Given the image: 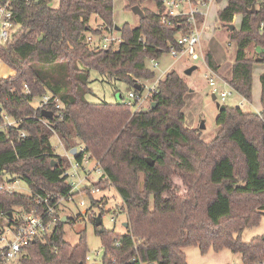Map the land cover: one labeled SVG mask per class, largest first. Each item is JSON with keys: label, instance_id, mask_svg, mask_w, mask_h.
Listing matches in <instances>:
<instances>
[{"label": "trees", "instance_id": "16d2710c", "mask_svg": "<svg viewBox=\"0 0 264 264\" xmlns=\"http://www.w3.org/2000/svg\"><path fill=\"white\" fill-rule=\"evenodd\" d=\"M53 1L19 4L14 19L22 29L10 44L0 47V60L13 71L0 78V113L20 122L1 133L0 170L20 178L32 191V195L0 192V216L10 219L9 225L14 224L16 209L42 211L36 195L70 191L71 186L62 176L69 161L57 154L52 141L57 135L69 152L85 147L74 108L87 118L92 107L88 100L92 93L91 71H97L104 81L123 82L134 90L138 80L156 77L149 60H159L170 44L177 43L178 36L192 30L186 19L181 20L183 26L162 25L164 5L162 0H154L157 12L144 11L139 25L126 23L121 27L123 42L117 50H99L87 38L117 27L113 20L114 2L60 0L59 7L53 8ZM125 1L126 9L132 10L150 0ZM227 2L228 6L218 13L221 26L242 16L240 29L231 31L229 36L237 47L229 85L244 100L252 102L254 69L262 66V110L248 113L240 107L220 105L216 119L219 131L206 142L200 129L187 125L184 111L190 87L176 71L159 83L158 93L152 97L155 107L151 104L146 111L134 112L127 122L120 116V107L118 118L127 123L126 128H133L130 138L138 143L140 151L145 145L134 126L143 134L146 126L157 143L155 150L163 162L153 158L152 168L163 166L168 170L160 198L165 204L174 202V209L163 210L167 215L173 213V223L155 222L150 195L153 188H142L144 173L140 169H112L108 180L100 177L93 187L118 194L122 201L119 211L126 217L121 224L125 233L95 225L97 215L103 218L105 210L94 209L102 201L106 204L108 195L100 199L91 196V208L86 212L104 245L101 264H188L186 248L192 245L203 254L229 250L241 255L244 264H264V236L243 240L244 232L259 226L264 218V0ZM95 17L99 19L98 27L91 24ZM251 47L254 55L249 51ZM204 60L210 70L218 72L219 65L211 52L206 53ZM45 94L58 98L63 105L59 114L52 111L53 119L44 118L42 111L32 105ZM136 105L134 102L133 107ZM22 132L26 133L25 138L20 137ZM86 150L91 154L88 147ZM114 153L111 148L103 159L100 157L101 163ZM81 157L76 154L77 159ZM65 223L60 218L58 228L46 243L37 241L24 248L17 264H88L86 232H81L73 246L65 240ZM2 230L0 226V233ZM118 242L121 246H116ZM0 264L5 263L0 259Z\"/></svg>", "mask_w": 264, "mask_h": 264}, {"label": "rangeland", "instance_id": "374dc122", "mask_svg": "<svg viewBox=\"0 0 264 264\" xmlns=\"http://www.w3.org/2000/svg\"><path fill=\"white\" fill-rule=\"evenodd\" d=\"M112 1L114 2L113 20L117 26L122 27L126 23L132 26L139 25V15L135 14L132 10L126 9L125 0ZM223 1L224 0L214 2L207 19L199 22V28L203 31L200 46L197 51L199 59H176L169 53H165L158 60L159 68L155 70L156 77L154 78L159 79L163 75L167 76V73L173 71L178 72L183 78H185L190 87V92L186 96L187 105L184 111L187 117V125L194 129H200L202 131V138L206 142L213 140L219 131V128L216 125V119L219 114L217 104H224L230 107H240L244 112L248 113H256L260 104V97L258 95L254 96L252 102L246 101L231 86L221 84L220 79L216 77H214V88L217 90V100L213 99V93L211 92V89L213 88L209 84L208 77L214 75L203 59V55H206L207 52H211V49H208V39L218 34L217 39L221 41L219 45L223 48L228 57L235 55L237 50L236 44L229 41V36L231 34V30L229 29L230 24L226 27L221 26L219 20L218 12L224 10L225 2L227 0H225V2ZM59 4L60 0H54L51 6L57 8L59 7ZM156 5V1L150 0L137 6H139L143 12L147 10L157 12L158 8ZM239 17L241 16H235L231 23L237 30L241 27L238 20ZM96 25H99V23H96ZM219 33H222V36L221 34L219 35ZM117 34L121 35V32L118 31ZM115 48L117 50L119 45H115ZM249 51L251 54H255L254 47H251ZM258 51L261 50L259 49ZM191 66H197V69L192 75L188 76L185 74V71ZM11 74H13L12 69L0 60V78L10 76ZM149 84L152 85L153 81ZM91 89L92 93L88 95V100L92 107L86 114L87 118L85 119L80 113H78V108H74V119L76 121V126L83 137L84 146L91 150L92 156L95 155L94 150L99 148L100 152L103 153L101 154L102 156L100 155L102 159L108 154L111 148L115 149L112 158L111 156H108L104 159V163L102 164L104 168V176L106 178H109L112 175L113 170L116 167H134L140 169L144 173V178L141 183L142 188L145 189L148 186L153 188V193L150 195L152 197L153 213L157 218L155 222H157V225H160L163 221L173 223V213L167 215V211L163 212V210L164 208L174 209V202L169 201L165 204L160 198V193L166 186L168 170L163 166L153 169L146 161L147 158L157 157L159 162H163L162 155L155 150L157 143L155 139L152 138V134H150L151 130L146 126H143V129H147L145 130L146 134H143V130L138 131L134 126L135 133L139 135L145 145V149H143L142 152L138 148V143L130 138L133 128L131 130L130 128H126L127 123H124L118 118V114L120 113L118 110L120 107L123 108L119 104L122 103V99H125V104L127 103L126 99H128L129 92L131 91L130 87L123 82L113 81L112 83H109L104 81L97 71L92 70ZM223 90L231 93V95L225 100H222L219 97L220 92ZM37 103L38 102L34 100L32 105L36 107ZM136 109L137 105L133 107V112H131L129 117H132ZM146 110L147 109L144 108L142 111H136V113ZM203 123L205 128L201 129ZM52 142L57 154L61 156L65 155L64 145L57 135L53 137ZM114 156L116 157L115 160ZM108 163H110V165H108ZM99 179L100 175L93 173L90 178V183L88 184L97 183ZM19 192L25 195L31 194L29 186L21 179L19 183ZM105 194L109 196V200L105 204V213L102 218L103 228L106 230H114L118 234L125 233V229L121 225L126 218L125 215H118L116 222L112 221V217H114L113 211H118L122 207L120 197L115 190H110L102 191V193L98 195V198H101ZM78 200L79 198L75 200L76 204L67 203L63 205L58 211L63 218L70 219V221L66 222L64 226L65 240L75 246L79 241L81 232L85 231L87 244L90 250L89 257L91 258V261L100 262L103 258L105 249L101 237L96 234L94 224L89 220V217L86 216V212L91 208L90 199H88V205L85 208H80L78 206ZM94 210L96 211L98 209L96 208ZM17 211L18 210L16 209L15 213H17ZM81 215L83 216L82 218L80 217ZM9 220L10 219L4 216H0V226L2 228L6 227ZM259 235L264 236V218L259 226L253 227L244 232L243 240L248 242ZM186 255L188 264H244L241 255L234 254L229 250H223L221 252L209 251L208 253L203 254L198 246L192 245L186 248ZM17 262L18 260L12 261L9 264H17Z\"/></svg>", "mask_w": 264, "mask_h": 264}, {"label": "built area", "instance_id": "2783aa9c", "mask_svg": "<svg viewBox=\"0 0 264 264\" xmlns=\"http://www.w3.org/2000/svg\"><path fill=\"white\" fill-rule=\"evenodd\" d=\"M216 0H162L164 5V13L161 16V24L168 27H175L177 25L183 26V19L192 26V30L187 34L178 36L177 43L170 44L167 53L176 59L188 58L198 60V47L200 46L201 36L203 31L199 28V17L205 21L209 15L211 6ZM19 4L30 5L31 0H0V47L10 44L22 27L15 22L16 9ZM99 23L97 17L93 18L91 24L93 27ZM116 28H111L101 34L100 36L89 35L87 41L92 47L99 50L115 48L123 42L122 35L117 34ZM116 49V48H115ZM204 59V55H203ZM152 70L159 68L158 60L151 59L148 62ZM214 76H209L208 81L213 88L211 92L217 93L215 87V78H219L218 72L212 71ZM207 77V76H206ZM162 77L152 80H138L136 89L129 92L127 103L124 104L121 111V118L128 121L129 115L133 110V103H137L136 111H142L144 108L148 109L152 104V97L158 93V85L163 81ZM153 81V84L149 83ZM27 88V86H26ZM137 90V91H136ZM231 93L220 92L219 97L225 100ZM38 103L36 108L40 111H59L62 109L61 101L51 94H45L42 97L35 99ZM125 100V99H124ZM135 111V112H136ZM54 115V113H53ZM55 116V115H54ZM54 118V117H53ZM20 122L12 119L5 113H0V138L1 133L7 128H13ZM47 123V121H45ZM21 138L26 137V133L22 132ZM65 149V148H64ZM76 154L82 155L81 159H77L76 155L65 149V157L69 161V167L64 171L63 177L71 186L68 193H46L36 195L37 202L43 206L42 211H17L13 218L14 224H8L0 233V259L9 264L12 261L18 260L23 249L28 247L31 243L41 241L46 243L47 237L53 235L58 228L60 218L59 209L67 203H75L78 200V206L85 208L88 205L89 197H97L102 193V190L93 187L90 183V178L93 173H97L104 180H108L104 176V168L101 163V158L92 155L86 150V147L77 149ZM20 178L0 170V192L1 193H19ZM32 195V191L31 194ZM100 199V198H98ZM105 204L102 202L97 204L98 208L105 210ZM114 217L112 221L116 222L120 211H113ZM116 246H121L117 243ZM98 255V253H97ZM88 264H101L98 261H91L88 256Z\"/></svg>", "mask_w": 264, "mask_h": 264}, {"label": "crops", "instance_id": "0c3cea01", "mask_svg": "<svg viewBox=\"0 0 264 264\" xmlns=\"http://www.w3.org/2000/svg\"><path fill=\"white\" fill-rule=\"evenodd\" d=\"M223 2H225V0ZM227 6H228V2L226 1L225 2V8ZM210 11H211V9H210ZM210 11H209V13H210ZM238 20H239L240 25H241L242 16L239 17ZM220 34L222 36V33H219V35ZM217 37H218V34L216 36L211 37V38L208 39V47H209L208 49H211V53H213V56L215 57V59L218 62V65L220 66V68L218 70L220 83L223 84V85H227L228 86L229 85V81L231 80V78L233 76V65H234V62H235L236 54L235 55H231V57H228V55L225 53L223 48L219 45L221 43V41H219L217 39ZM236 52H237V50H236ZM169 73H167V75ZM262 73H263V67L260 66V65L256 66L255 69H254V75H253V98L256 95H258L260 97V104H259V108L256 111V113H260L261 110H262V106H261V83H260V76H261ZM166 77L167 76L163 75L162 79L165 80ZM257 87H258V89H257ZM221 92H225V90H223ZM123 100L124 99H122V103L120 104L122 106H124L123 104H125L123 102ZM132 112H133V110H132ZM94 151H95V156L96 157H101L102 156L101 154H103V153L100 152L99 148L95 149Z\"/></svg>", "mask_w": 264, "mask_h": 264}, {"label": "water", "instance_id": "95a60500", "mask_svg": "<svg viewBox=\"0 0 264 264\" xmlns=\"http://www.w3.org/2000/svg\"><path fill=\"white\" fill-rule=\"evenodd\" d=\"M132 11H133L135 14L139 15V17H141V18L144 17V12L142 11V9H141L139 6H134V7L132 8ZM229 29H230L231 31H233V30L235 29V26H234L233 24H230V25H229ZM116 30L120 32V31H121V27L117 26V27H116ZM196 69H197V66H191L190 68H188V69L185 71V74L188 75V76H190V75H192V73H193ZM213 99H214V100H217V96H216V94H213ZM152 106L155 107V103H153ZM217 107L219 108V107H220V104H217ZM0 112H1V109H0ZM41 114H42V116H43L44 118H46V119H53V117H54L53 112H51V111H47V110H42ZM204 128H205V126H204V123H203V126L201 127V129H204ZM76 152H77V148H74V149L71 151V153H72L73 155H76ZM147 163H148L151 167H154V165H155V159H153V158H147ZM95 221H96V224H95L96 227H100V226L103 224V221H102V215H101V214H98L97 217H96V219H95ZM63 222H64V223L67 222V218H63ZM33 243H36V242H33Z\"/></svg>", "mask_w": 264, "mask_h": 264}, {"label": "bare ground", "instance_id": "6f19581e", "mask_svg": "<svg viewBox=\"0 0 264 264\" xmlns=\"http://www.w3.org/2000/svg\"><path fill=\"white\" fill-rule=\"evenodd\" d=\"M152 104H153V102H152Z\"/></svg>", "mask_w": 264, "mask_h": 264}]
</instances>
